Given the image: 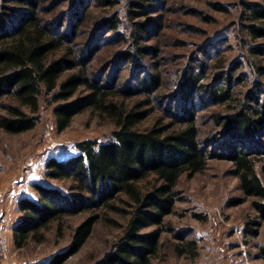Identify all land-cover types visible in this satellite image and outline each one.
I'll list each match as a JSON object with an SVG mask.
<instances>
[{
	"label": "trees",
	"instance_id": "16d2710c",
	"mask_svg": "<svg viewBox=\"0 0 264 264\" xmlns=\"http://www.w3.org/2000/svg\"><path fill=\"white\" fill-rule=\"evenodd\" d=\"M45 1L0 0V128L11 134L34 129L40 121L44 96L57 103L54 113L60 132L71 125L76 114L88 109L107 115L116 128L107 141L85 139L77 143V155L48 161L47 176L68 180L70 193L36 183L39 198L19 199L22 216L13 228L16 248L31 241L42 242L45 230L66 216L93 208L108 209L128 216V222L120 238L93 264H161L163 234L171 229L167 217L175 212L181 177L204 171L216 157L232 162L241 190L252 198L253 208L264 220V182L257 170L260 167L264 172L261 89L250 91L248 97L238 96L229 75L223 77L226 85L214 86L191 69L182 75L173 95L180 104L176 111L170 105L164 116L143 128L142 123L152 114L155 96L166 95L163 91L156 94L162 84L161 73L147 72L130 90L119 78L104 79L100 69H91L95 59L106 55L98 53L99 31L123 37L124 20L114 10L121 0H52L49 6ZM61 2H68V6L59 16ZM157 4L158 0H129L127 19L133 21L134 28L131 47L122 51V59L136 62L150 51L157 52L158 48L141 44L154 24L151 14ZM254 5L250 18L261 20L264 8ZM95 7L103 8L104 16L96 28L87 30L88 41L78 46L77 39L88 28ZM51 11L54 16L49 17ZM67 14L73 20L64 31ZM143 16L144 20L137 19ZM250 28L257 38L264 35V26L250 24ZM262 50L261 45L251 49L256 56ZM256 66L260 71L262 65ZM205 96L230 108L228 114L213 112L215 127L209 131L203 130L199 119L198 101ZM121 98H134L135 102L128 105ZM222 139L225 151L213 150L214 143ZM100 216L96 212L79 224L68 248L55 254L48 264H64L79 252ZM251 228L246 231L251 232ZM195 243L189 241L188 245ZM177 250L181 255L188 252L180 245Z\"/></svg>",
	"mask_w": 264,
	"mask_h": 264
},
{
	"label": "rangeland",
	"instance_id": "374dc122",
	"mask_svg": "<svg viewBox=\"0 0 264 264\" xmlns=\"http://www.w3.org/2000/svg\"><path fill=\"white\" fill-rule=\"evenodd\" d=\"M51 1L46 0L45 5L49 6ZM255 3L264 8V0H158L156 12L151 14L154 24L151 22L141 42L158 50L132 62L120 56L131 47L134 28L133 21L127 19L129 0H121L114 10L124 20L123 37L99 31L97 40L101 49L98 53L106 55L104 59H95L91 69H100L104 79L119 78L130 90L135 89L139 77L147 76V72L161 73L162 84L156 94L163 91L166 95L155 96L152 114L142 123L143 128L164 116V109L170 105L176 111L180 104L173 95L182 75L191 69L204 78L203 82L214 86L226 85L223 77L229 75L238 96L248 97L250 91L259 87L263 99L264 50L259 56L251 51L254 46H264V35L257 38L251 33L250 24L264 26V18L258 21L250 18L249 10L252 11ZM67 6L68 2H61L59 16L66 12ZM93 10L88 28L83 29L81 39H77L78 46L88 41L87 30L96 28L104 16L103 8ZM69 13L73 15V9ZM48 16H54V11ZM72 20L69 15L65 17L64 31L70 29ZM257 64L262 65L260 71ZM120 100L128 105L135 102L134 98ZM198 103L200 125L206 131L215 127L213 112H230L228 106L217 105L207 96ZM56 104L49 96L42 97L40 121L32 130L11 134L0 128V264H48L55 254L68 248L76 227L98 212L101 216L91 236L79 252L64 263L93 264L120 238L127 225L128 216L120 211L88 209L54 223L45 230L42 242L31 241L23 248H16L12 233L22 216L19 199L39 198L34 188L36 183L70 193L68 180L47 176L48 161L77 155V143L85 139L107 141L116 128L107 115L88 109L76 114L71 125L60 132L54 113ZM223 142L224 139L211 148L225 151ZM257 170L264 182V172L260 167ZM233 171L230 160L216 157L209 160L204 171L181 177L175 212L167 217L171 229L163 234L161 264H264V220L253 208L252 198L241 190L239 178ZM249 226H253L251 232L246 231ZM189 241H195V246L188 245ZM178 245L187 247L188 252L179 254Z\"/></svg>",
	"mask_w": 264,
	"mask_h": 264
},
{
	"label": "built area",
	"instance_id": "2783aa9c",
	"mask_svg": "<svg viewBox=\"0 0 264 264\" xmlns=\"http://www.w3.org/2000/svg\"><path fill=\"white\" fill-rule=\"evenodd\" d=\"M2 231V230H1ZM1 231H0V249H1V240H2V237H1Z\"/></svg>",
	"mask_w": 264,
	"mask_h": 264
},
{
	"label": "crops",
	"instance_id": "0c3cea01",
	"mask_svg": "<svg viewBox=\"0 0 264 264\" xmlns=\"http://www.w3.org/2000/svg\"><path fill=\"white\" fill-rule=\"evenodd\" d=\"M13 234V233H12Z\"/></svg>",
	"mask_w": 264,
	"mask_h": 264
}]
</instances>
